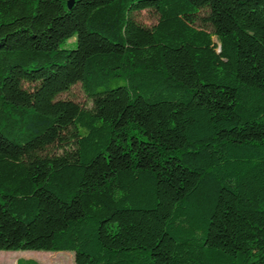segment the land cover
<instances>
[{"label":"trees","instance_id":"16d2710c","mask_svg":"<svg viewBox=\"0 0 264 264\" xmlns=\"http://www.w3.org/2000/svg\"><path fill=\"white\" fill-rule=\"evenodd\" d=\"M67 1L0 0V250L264 264V0Z\"/></svg>","mask_w":264,"mask_h":264},{"label":"rangeland","instance_id":"374dc122","mask_svg":"<svg viewBox=\"0 0 264 264\" xmlns=\"http://www.w3.org/2000/svg\"><path fill=\"white\" fill-rule=\"evenodd\" d=\"M135 18L144 25H151L156 22V15L152 11L142 10L139 13L135 14ZM76 41L74 38L67 39L61 44L62 48H74ZM57 99H70L74 102L83 105H90V101L85 96L79 83L72 85L67 91L60 93L57 96ZM67 254L68 261L74 264V254L72 251H42V250H0V264H15L16 259L18 258H33L39 264H47L43 259H50L49 257H57L58 255Z\"/></svg>","mask_w":264,"mask_h":264},{"label":"water","instance_id":"95a60500","mask_svg":"<svg viewBox=\"0 0 264 264\" xmlns=\"http://www.w3.org/2000/svg\"><path fill=\"white\" fill-rule=\"evenodd\" d=\"M71 4H72V0H68V1H67V5H68V7H70Z\"/></svg>","mask_w":264,"mask_h":264}]
</instances>
